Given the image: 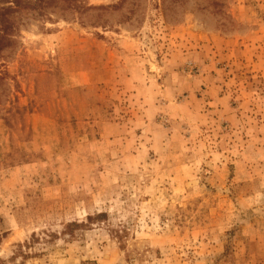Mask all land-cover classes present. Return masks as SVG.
I'll return each instance as SVG.
<instances>
[{
  "label": "rangeland",
  "instance_id": "rangeland-1",
  "mask_svg": "<svg viewBox=\"0 0 264 264\" xmlns=\"http://www.w3.org/2000/svg\"><path fill=\"white\" fill-rule=\"evenodd\" d=\"M83 1L0 58V264H264V0Z\"/></svg>",
  "mask_w": 264,
  "mask_h": 264
},
{
  "label": "trees",
  "instance_id": "trees-1",
  "mask_svg": "<svg viewBox=\"0 0 264 264\" xmlns=\"http://www.w3.org/2000/svg\"><path fill=\"white\" fill-rule=\"evenodd\" d=\"M209 1L219 4V0ZM90 8L93 7L86 6L83 0H0V58L6 56L16 44L20 25L24 23L22 18L26 14L42 20H53V15L62 18L75 10Z\"/></svg>",
  "mask_w": 264,
  "mask_h": 264
}]
</instances>
